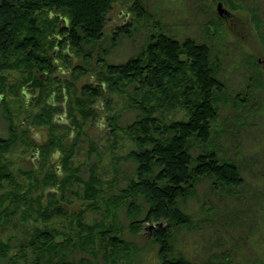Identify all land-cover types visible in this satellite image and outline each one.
Instances as JSON below:
<instances>
[{
	"label": "trees",
	"instance_id": "1",
	"mask_svg": "<svg viewBox=\"0 0 264 264\" xmlns=\"http://www.w3.org/2000/svg\"><path fill=\"white\" fill-rule=\"evenodd\" d=\"M115 1L126 0H0V108L6 117L0 155L16 142L27 144L35 149L33 156L41 161L40 171L44 170L38 179L31 177L33 186L22 188L0 163V181L4 180L7 187L0 192V235L10 218L21 223L29 218L37 221V225L21 231L13 245L10 238L0 237V260L4 264H67L63 250L70 246L84 255L70 264L128 263V249L133 245L119 237L121 229L115 218L123 206L129 219L123 233L137 234L141 223L153 224L151 241L157 247L151 264H228L173 256L169 243V228L190 220L178 201L190 195L200 178L223 189L241 182L233 160L205 146L216 116L215 104L223 91L218 61L206 42L188 36L178 39L159 29L147 33L134 55L120 62L106 61V50L96 47ZM132 1L134 14L140 16L144 13L141 4ZM215 19L210 21L214 26ZM126 29L122 25L114 34ZM259 36L264 48V33L259 32ZM94 51L96 64L91 66ZM71 57L85 61L73 63ZM57 59L70 71L71 79L87 76L89 82L82 83L77 94L72 82L51 77L59 69ZM10 71L15 76L10 77ZM27 88L34 93L30 102ZM127 89V103L134 115L120 125V116L111 112L106 96L124 97ZM98 99L108 102L105 113L96 106ZM30 106L33 112L26 108ZM174 106L182 110L183 119H166L163 113ZM95 118L105 122L106 135L112 140L121 136L130 143L120 158L129 160L132 179L116 194H106L105 183L94 170L82 179L80 167L70 162L83 125ZM31 127L45 129L42 143L28 140ZM68 136L70 140L65 142ZM194 146L198 152L193 155ZM92 151L87 149V153ZM71 184H75L73 195L86 204L66 213L64 191ZM45 187L57 190L58 196L52 190L44 193L42 205L41 190ZM31 189L41 192L32 195ZM140 199L144 205L138 203ZM100 207L106 213L102 219L91 223L83 220L86 210ZM67 216L70 221L73 217L75 224L72 235L60 232L53 224Z\"/></svg>",
	"mask_w": 264,
	"mask_h": 264
},
{
	"label": "rangeland",
	"instance_id": "2",
	"mask_svg": "<svg viewBox=\"0 0 264 264\" xmlns=\"http://www.w3.org/2000/svg\"><path fill=\"white\" fill-rule=\"evenodd\" d=\"M137 1L144 12L137 17L131 8L132 0L112 3L106 15L102 38L96 48L106 50V61L120 62L138 52L147 33L155 29L178 39L188 36L206 42L218 61V79L223 83V91L215 104L216 116L211 122V135L205 146L212 148L218 156L233 160L241 177L237 187L228 189L213 187L208 180L200 178L190 195L178 201L179 207L188 214L190 220L185 225L169 228L173 256L182 255L194 262L218 260L228 264H264V71L261 63L257 62L264 57L259 36V32L264 33V0ZM218 1L225 9L222 14H218L216 9ZM214 19L215 26L210 22ZM122 25L127 26L126 31L114 34ZM95 57L94 51L89 65L94 64ZM71 61L83 64L85 60L71 57ZM56 63L59 69L51 77L59 78L60 82H72L74 94H77L82 83L89 82L85 75L77 80L71 79L70 71L60 64L61 60L57 59ZM11 76H15L14 71H10ZM26 91L27 101L30 102L34 93L29 88ZM129 95V89L125 90L124 97L108 95L109 103L98 99L96 106L101 113H105V104L108 103L111 112H118L119 124L124 125L134 115L127 103ZM26 108L31 112L34 110L32 106ZM163 114H166L164 116L168 120L184 118L182 110L177 106ZM60 115L67 125L68 119H65L64 112L61 111ZM120 133L117 131V136ZM5 136L6 117L0 108V137ZM45 136L43 127H31L27 133L28 140L35 144L42 143ZM79 139L78 149L70 158L72 165L80 167L79 176L86 179L89 170H94L95 175L105 183L106 194L118 193L132 179L129 160L120 158L130 143L121 136L114 140L108 137L105 122L98 118L83 125ZM69 140L68 136L65 142ZM88 148L93 151L87 153ZM34 150L32 146L16 142L0 155V163L22 188L29 184L33 186L31 177L38 179L44 171H40L41 161L33 156ZM191 152L196 154L198 146H194ZM74 187L75 184H71L64 191L67 200L62 206L66 213L80 210L86 204L79 199L80 196L73 195ZM6 188L5 181L1 180L0 192ZM33 189L31 194L42 191V205L45 202L44 193L52 190L47 187L41 191ZM52 191L58 196L57 190ZM138 203L144 205L141 199ZM105 215L101 207L97 211L86 210L83 220L91 223ZM68 216L54 220L53 224L60 232L67 231L65 233L72 235L75 224L73 217H70L71 221L67 220ZM115 218L121 229L119 237L133 245L128 249L129 262L123 264L154 263L157 246L151 241L153 224L141 223L139 234L128 231L125 234L123 231L129 219L123 206L117 210ZM16 219L10 218L11 221H7L1 229V239L10 238L11 245L16 242L21 231L37 223L30 218L22 223ZM63 252L67 264L84 257L76 248L70 249V246ZM0 264H4V260H0Z\"/></svg>",
	"mask_w": 264,
	"mask_h": 264
},
{
	"label": "water",
	"instance_id": "3",
	"mask_svg": "<svg viewBox=\"0 0 264 264\" xmlns=\"http://www.w3.org/2000/svg\"><path fill=\"white\" fill-rule=\"evenodd\" d=\"M216 9L218 14H222L225 12V9L221 6V3L219 1L216 3ZM257 62L261 63L262 69L264 71V57L262 59H258Z\"/></svg>",
	"mask_w": 264,
	"mask_h": 264
}]
</instances>
